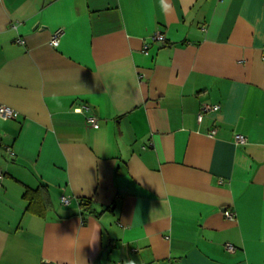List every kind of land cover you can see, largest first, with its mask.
I'll list each match as a JSON object with an SVG mask.
<instances>
[{
  "label": "crops",
  "instance_id": "crops-1",
  "mask_svg": "<svg viewBox=\"0 0 264 264\" xmlns=\"http://www.w3.org/2000/svg\"><path fill=\"white\" fill-rule=\"evenodd\" d=\"M0 104V264H264V0H0Z\"/></svg>",
  "mask_w": 264,
  "mask_h": 264
},
{
  "label": "built area",
  "instance_id": "built-area-1",
  "mask_svg": "<svg viewBox=\"0 0 264 264\" xmlns=\"http://www.w3.org/2000/svg\"><path fill=\"white\" fill-rule=\"evenodd\" d=\"M62 33H63L62 29H57L54 32V34L52 35V38H51L52 45L56 46L59 44ZM152 38L156 41H164L166 39V36L162 31H158L152 35ZM86 108H87V106H86ZM216 109H219V105H217V104H214V105L205 104L203 106L201 112L199 113V119H201L203 117V114L205 111L216 110ZM17 114H18V112L13 107L8 106V105H4V104H0V116L5 117V118H13V117H16ZM90 120L92 121V123L95 127L99 126V121H98L97 117L90 116ZM235 141L238 143L246 142L247 136H245L244 134H241V133H237V134H235ZM3 176H4V170L0 167V179L3 178ZM65 200H67V198H65ZM225 213L228 217H233V214L230 210H226ZM227 248L231 251H235V249H236L235 245L232 243H227Z\"/></svg>",
  "mask_w": 264,
  "mask_h": 264
},
{
  "label": "trees",
  "instance_id": "trees-1",
  "mask_svg": "<svg viewBox=\"0 0 264 264\" xmlns=\"http://www.w3.org/2000/svg\"><path fill=\"white\" fill-rule=\"evenodd\" d=\"M89 203V202H91V200H84V202L83 203Z\"/></svg>",
  "mask_w": 264,
  "mask_h": 264
},
{
  "label": "clouds",
  "instance_id": "clouds-1",
  "mask_svg": "<svg viewBox=\"0 0 264 264\" xmlns=\"http://www.w3.org/2000/svg\"><path fill=\"white\" fill-rule=\"evenodd\" d=\"M129 264H133V262L129 261Z\"/></svg>",
  "mask_w": 264,
  "mask_h": 264
}]
</instances>
